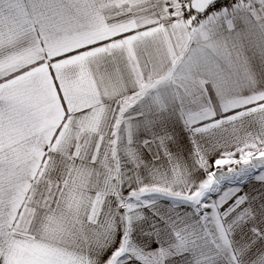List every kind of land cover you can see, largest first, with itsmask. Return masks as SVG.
<instances>
[{"label": "snow or ice", "instance_id": "snow-or-ice-1", "mask_svg": "<svg viewBox=\"0 0 264 264\" xmlns=\"http://www.w3.org/2000/svg\"><path fill=\"white\" fill-rule=\"evenodd\" d=\"M0 264H264V0H0Z\"/></svg>", "mask_w": 264, "mask_h": 264}]
</instances>
